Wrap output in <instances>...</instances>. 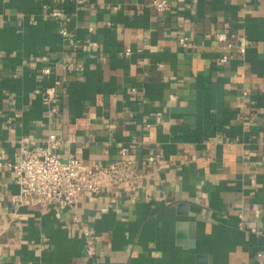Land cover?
<instances>
[{
    "label": "crops",
    "instance_id": "obj_1",
    "mask_svg": "<svg viewBox=\"0 0 264 264\" xmlns=\"http://www.w3.org/2000/svg\"><path fill=\"white\" fill-rule=\"evenodd\" d=\"M151 1L0 0V264H264V0ZM49 134L136 175L24 204L7 164Z\"/></svg>",
    "mask_w": 264,
    "mask_h": 264
},
{
    "label": "built area",
    "instance_id": "obj_2",
    "mask_svg": "<svg viewBox=\"0 0 264 264\" xmlns=\"http://www.w3.org/2000/svg\"><path fill=\"white\" fill-rule=\"evenodd\" d=\"M152 6L163 11L168 9L166 0H152ZM52 15L58 16L59 12ZM65 30H60L62 36ZM215 39L224 42L226 47L233 49L232 53L222 54L216 58L220 64H225L233 58V54L242 56L249 45L248 37L239 33L228 37L224 32H218ZM181 45H186L184 39H180ZM127 49L124 55H128ZM44 74L50 73V68L42 69ZM57 83V82H56ZM47 91L44 101H49ZM25 139H22L24 141ZM21 141V143H22ZM58 141L54 134H49L45 139V145L36 151H27L23 145L21 152L25 154L13 163L7 165L15 172V182L18 193L16 199L24 204L35 203L41 207L56 205L60 210H71L78 195L83 191L96 192L102 187H114L128 183L136 175V165L132 159L126 157L127 149L120 147L119 158L108 165H87L76 157H68L61 160L56 152ZM149 161L153 157L147 158ZM84 251L87 257L95 255L94 247L90 241V231L83 230Z\"/></svg>",
    "mask_w": 264,
    "mask_h": 264
}]
</instances>
